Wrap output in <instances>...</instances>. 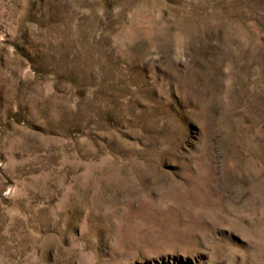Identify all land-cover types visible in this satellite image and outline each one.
Returning a JSON list of instances; mask_svg holds the SVG:
<instances>
[{"label": "rangeland", "instance_id": "obj_1", "mask_svg": "<svg viewBox=\"0 0 264 264\" xmlns=\"http://www.w3.org/2000/svg\"><path fill=\"white\" fill-rule=\"evenodd\" d=\"M0 264H264V0H0Z\"/></svg>", "mask_w": 264, "mask_h": 264}]
</instances>
